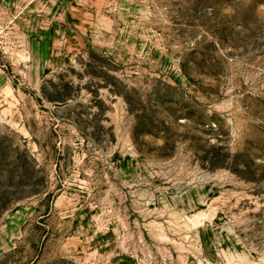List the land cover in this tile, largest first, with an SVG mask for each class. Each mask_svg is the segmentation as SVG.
Masks as SVG:
<instances>
[{"label":"rangeland","instance_id":"374dc122","mask_svg":"<svg viewBox=\"0 0 264 264\" xmlns=\"http://www.w3.org/2000/svg\"><path fill=\"white\" fill-rule=\"evenodd\" d=\"M0 264H264V0H0Z\"/></svg>","mask_w":264,"mask_h":264}]
</instances>
